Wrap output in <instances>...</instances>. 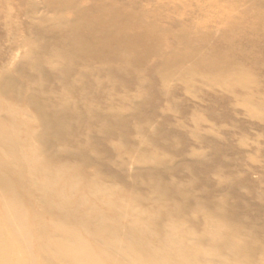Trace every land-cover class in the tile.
Here are the masks:
<instances>
[{
  "label": "bare ground",
  "instance_id": "obj_1",
  "mask_svg": "<svg viewBox=\"0 0 264 264\" xmlns=\"http://www.w3.org/2000/svg\"><path fill=\"white\" fill-rule=\"evenodd\" d=\"M10 1L16 10L23 11L20 15L30 12L33 4ZM233 1L239 2L247 15L260 16L264 24V0ZM7 2L0 0V9L7 8ZM39 2L55 13L51 14L54 19L36 14L35 22L25 24L24 38L17 43L13 41V30L18 27L14 18L0 10V73H22L26 68L43 73L50 66H58L64 73L66 91L84 84L92 89L88 80L101 69L104 74L140 72L153 63L157 72L170 78L175 74L171 71L173 63L181 61L193 65L189 75L202 73V79L237 92L242 88L238 70L243 66L235 60L239 56L249 58V47L243 41L250 37L255 42L256 33L262 32L257 25L242 32L227 20L224 10L206 12L205 4L194 0L186 3L197 7L190 9L193 13L175 32L158 23H143L140 27L143 16L127 12L123 3L113 0ZM231 7L232 0H227L224 8ZM194 13L204 14L207 19L197 21ZM211 19L218 24L215 31L210 30ZM165 23L169 24L168 18ZM33 25L38 26V33L32 31ZM202 32L208 36L202 37ZM261 42L264 49V39ZM16 53L21 55V65L15 63ZM182 77L180 80L187 82ZM141 87L144 90L146 85ZM79 91L85 92L83 88ZM114 95L111 90L104 96L112 101ZM136 96L144 98L140 85ZM119 99L125 101L123 96ZM25 100L32 103L29 98ZM35 106L37 123L31 121L25 105L15 110L0 103V113H9L13 121L12 127L0 122V264H264L262 248L246 241L238 217L224 202L204 205L195 200L193 217L188 222L180 215L188 206L166 210L168 198L164 192L140 198L106 185L105 176L84 175L90 163L80 146L75 149L80 158L78 165L65 157L61 139L67 124L58 117L59 109L38 101ZM140 108L138 103L132 114L140 116ZM20 114L26 118V135L18 133ZM125 124L126 118L122 117L114 122L122 129ZM54 137L60 140L56 157L50 144ZM136 158L145 159L141 154ZM150 160L157 162L151 156ZM151 184L163 190L156 179ZM150 202L155 205L147 209ZM201 220L202 228L198 229Z\"/></svg>",
  "mask_w": 264,
  "mask_h": 264
},
{
  "label": "rangeland",
  "instance_id": "obj_2",
  "mask_svg": "<svg viewBox=\"0 0 264 264\" xmlns=\"http://www.w3.org/2000/svg\"><path fill=\"white\" fill-rule=\"evenodd\" d=\"M25 1L35 3L37 8L31 4L34 7L30 6V12L20 15L23 11L19 12L10 0H5L9 6L0 9L2 13H10L18 26V30H13L14 43L24 38L25 24L35 22L37 15L48 20L55 16L40 0ZM113 1L123 3L127 12L142 15L140 27L143 23V26L158 23L173 32L193 13L190 9L197 7L193 3L189 6L187 0ZM194 1L205 4L206 12L224 10L227 20L233 21L242 32H248L253 25L262 30L260 33L253 30L258 37L255 42L250 37L243 41L249 47V58L243 60L239 56L235 60L243 66L238 70V81L242 85L239 91L232 93L231 87L224 88L212 80H204L200 77L202 73L189 75L193 65L181 61L173 63L171 71L175 74L170 78L157 72L153 63L140 72L126 70L125 73L104 74L101 69L88 80L92 89L84 84L83 87L71 86V90L66 91L63 88L64 73L58 66H50L43 73L26 68L21 71L23 77L19 70H11L10 74L2 71L0 103L15 110H21L25 105L35 123L38 122L37 101L54 105L59 109L58 117L67 124L61 139L65 157L73 164L78 163L80 158L75 149L80 146L90 163L84 175L105 176L106 185L140 198L164 192L168 198L166 210L182 204L188 206L180 212L188 222L193 217L195 200L204 205L224 202L238 217L246 241L260 246L264 252V49L261 48L264 24L260 16L243 12L237 1L232 0L234 7L231 10L224 8L227 0ZM194 16L201 22L207 19L204 14L194 13ZM167 18L169 24L165 23ZM208 23L210 30L217 29L218 24L212 19ZM36 27L32 31L38 33ZM43 35L50 39L49 34ZM201 35L208 36L203 32ZM168 41L173 43L172 39ZM21 60V55L16 53L15 63L21 65ZM180 76L186 77L181 79L187 82H182ZM142 84L146 85L144 90ZM139 85L144 97L140 96V100L136 96ZM95 87L99 89L95 90ZM79 88L85 92L80 93ZM111 90L115 95L108 101L104 95ZM120 96L125 98L124 102L120 101ZM25 97L32 103H27ZM138 103L141 111L137 117L132 111ZM121 117L126 118L124 129L114 126ZM19 120L22 125L18 133L26 135L25 116L20 114ZM0 122L9 127L13 125L6 112L0 113ZM59 143L57 137L51 139L53 157L59 153ZM137 154L145 159L138 161ZM150 156L157 162L153 163ZM154 179L163 190L152 187ZM153 205L150 202L147 209ZM214 216L218 218V215ZM158 226L162 230L161 223ZM201 228L202 220L198 224V229Z\"/></svg>",
  "mask_w": 264,
  "mask_h": 264
}]
</instances>
